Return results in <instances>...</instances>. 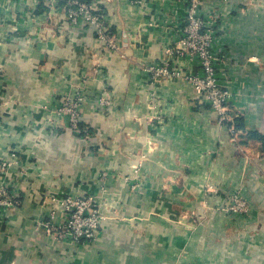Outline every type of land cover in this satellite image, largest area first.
Listing matches in <instances>:
<instances>
[{
	"label": "crops",
	"instance_id": "1",
	"mask_svg": "<svg viewBox=\"0 0 264 264\" xmlns=\"http://www.w3.org/2000/svg\"><path fill=\"white\" fill-rule=\"evenodd\" d=\"M91 1L119 49L67 21L62 0H0V185L19 199L0 209V264H264V0L203 5L242 118L235 131L191 83L150 79V64L176 58L185 0ZM176 63L197 69L190 58ZM77 90L88 139L57 111ZM135 167L149 183H108L96 240L49 232L47 221L64 219L62 196L100 191L104 168L128 176ZM238 190L248 212L222 210Z\"/></svg>",
	"mask_w": 264,
	"mask_h": 264
},
{
	"label": "built area",
	"instance_id": "2",
	"mask_svg": "<svg viewBox=\"0 0 264 264\" xmlns=\"http://www.w3.org/2000/svg\"><path fill=\"white\" fill-rule=\"evenodd\" d=\"M187 9L183 22L178 28V40L175 46L170 47L169 54L173 55V63L169 59L150 64L147 70L150 79L157 81L164 78H181L191 83L202 100L214 110L218 122L222 125L231 122L237 113L231 105V90L220 80L217 72V63L221 60V51L218 46L215 25L203 12V5L210 0H185ZM64 14L67 21L74 25L91 26L97 38L105 43L107 49H119L118 38L111 28L107 14L96 7L93 2L83 0H66ZM190 58L197 69L183 70L179 60ZM172 62V63H171ZM76 99V100H75ZM68 100V101H66ZM63 110L70 112L71 124L75 129L83 127L79 106L83 97L66 98ZM1 110V104H0ZM232 131L234 124L229 125ZM13 166V161L4 160L3 170ZM65 216L57 223L47 221L46 227L50 233L61 240L70 239L76 242H89L98 235L102 215L93 198L61 197ZM232 208L235 211L246 212L249 203L243 197H237ZM19 203V199L12 193L6 184L0 185V209H9Z\"/></svg>",
	"mask_w": 264,
	"mask_h": 264
},
{
	"label": "rangeland",
	"instance_id": "3",
	"mask_svg": "<svg viewBox=\"0 0 264 264\" xmlns=\"http://www.w3.org/2000/svg\"><path fill=\"white\" fill-rule=\"evenodd\" d=\"M230 1L231 0H225V2H230ZM221 62H222V59L219 60L217 63V72H218V75L220 77V80L224 83V78H223L224 75H222L220 73V63ZM78 95H81L83 97V102L79 106V112H80V116H81V120H82V115H83L82 107H83V104L85 101V95H84L83 91L77 90L76 93H74V94L70 93V94L65 95V97L62 100H60L59 108L57 111L59 114H62L64 116H68L70 127L78 134V136L80 138L88 139L91 136V132H90L88 126L83 124V127L80 130L75 129L71 124L70 112H67L66 110L62 109L63 105L66 106V102H65L66 98L76 97ZM231 100H232V97H231ZM66 101H68V100H66ZM100 101L102 102V105L110 104V100L104 96H101ZM202 102L206 104V101L202 100ZM216 116H217V114H216ZM216 118L218 121V116ZM139 166H140V164H139ZM118 170L115 168H104L98 172L97 177H96V182H97V186L99 187L100 191H90V192H87V193L82 194V195L66 194L63 197L67 198V197L71 196V197H79V198H81V197L82 198H90V197L93 198V200L96 202L97 208L100 211V214L102 215V218H104V212L102 209V202L101 201L104 200V198L109 195V191L107 190V188H108L107 185L111 180L113 181V180H122L123 179L125 181H128L133 189H137V188L141 187L143 185V182H144V184L145 183L148 184L149 180H150L149 177L146 175L147 173L146 174L142 173L143 168H136L135 167V172H134L135 174H129L128 176L119 172ZM137 173H138V175H137ZM210 190H211V192H213V194L215 196H219V193L221 191L220 189H217V188L210 189ZM226 196H227L225 198L226 203H224V205L221 206L222 210H225L228 213L237 212V213L245 214L248 212V211H246V212L235 211L232 208V206H234L236 203L235 202L236 198L239 196L243 197V196H241V191H239V190L238 191H232V192H229L228 194H226ZM99 230H100V226L98 229V235L94 240H96L100 236ZM94 240H92V241H94Z\"/></svg>",
	"mask_w": 264,
	"mask_h": 264
},
{
	"label": "trees",
	"instance_id": "4",
	"mask_svg": "<svg viewBox=\"0 0 264 264\" xmlns=\"http://www.w3.org/2000/svg\"><path fill=\"white\" fill-rule=\"evenodd\" d=\"M83 1H90V0H83ZM62 2L65 4V2H66V0H62ZM234 124V126L235 127H237V128H241L243 125H242V118L237 114L235 117H234V119L231 121V122H229V125L230 124ZM253 136H258L257 134L258 133H256V132H252L251 133Z\"/></svg>",
	"mask_w": 264,
	"mask_h": 264
}]
</instances>
